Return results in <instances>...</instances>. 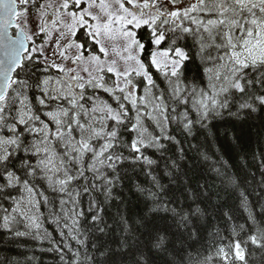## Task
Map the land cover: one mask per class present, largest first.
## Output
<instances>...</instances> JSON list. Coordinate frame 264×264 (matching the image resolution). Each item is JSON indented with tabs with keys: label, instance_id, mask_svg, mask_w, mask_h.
Segmentation results:
<instances>
[{
	"label": "snow or ice",
	"instance_id": "obj_1",
	"mask_svg": "<svg viewBox=\"0 0 264 264\" xmlns=\"http://www.w3.org/2000/svg\"><path fill=\"white\" fill-rule=\"evenodd\" d=\"M0 43V233L47 244L60 264H153L173 228L199 233L207 186L182 179L172 126L193 136L223 110L264 111V0H0ZM128 168L142 208L126 205L112 247L96 234L114 230L104 205ZM213 171L247 220L222 214L236 238L204 264H247V245L264 249V204L223 165ZM140 236L147 252L129 243Z\"/></svg>",
	"mask_w": 264,
	"mask_h": 264
},
{
	"label": "trees",
	"instance_id": "obj_2",
	"mask_svg": "<svg viewBox=\"0 0 264 264\" xmlns=\"http://www.w3.org/2000/svg\"><path fill=\"white\" fill-rule=\"evenodd\" d=\"M136 31L142 42L146 43L143 39L146 35L144 30ZM83 32L84 30H81L77 33L75 39L78 42H84ZM198 64L197 61L189 65L185 73L188 83L199 82L202 73ZM156 77L158 74L154 73V78ZM157 84L161 89L167 87L163 77L157 78ZM206 123L207 127H198L193 136H187L175 125L172 126V133L180 142L173 145V149L184 150V159L181 163L186 177L182 179L190 181L192 188H197L198 184L207 186V198L200 201L201 208L206 209L201 219L200 231L192 239H188L187 236L180 234L183 229L173 228L170 237L172 243L168 244L167 251L152 249L148 253L153 264H168L169 261H175V264H204L207 257H215L218 248L226 247L231 239L236 238L225 223L222 214L229 209L236 210L234 222L244 224L247 213L240 208L237 192L232 189L225 190L220 178L213 171L214 167L220 168L223 165L228 174L237 179L240 189L249 194V200L255 208L264 204V199L261 198L264 196V111L237 113L236 107H232L223 110L220 115ZM192 145L196 147L193 148ZM177 155H179L178 151ZM127 172L132 180H125L122 186L117 187L114 190L117 199L104 205V219L108 224L113 225L114 230L107 236L96 234L112 247H115V241L123 236L120 229L115 226V222L125 213L126 205L137 211L142 208L133 188L136 174L131 168H128ZM256 193H260L261 196H257ZM122 200L124 203H121ZM168 223H171L170 219ZM160 225L166 226L163 221H160ZM49 228L51 230L52 226ZM238 238L246 239V232L241 233ZM128 239L134 250L141 248L147 252L145 247L147 240L144 236H140L138 240ZM47 248V244L39 245L31 240L26 243L14 242L7 234L0 233V262L7 258L14 264H60L57 254L48 251ZM245 254L247 264H264V249L249 244L245 247ZM209 264H223V262L219 258H214Z\"/></svg>",
	"mask_w": 264,
	"mask_h": 264
},
{
	"label": "water",
	"instance_id": "obj_3",
	"mask_svg": "<svg viewBox=\"0 0 264 264\" xmlns=\"http://www.w3.org/2000/svg\"><path fill=\"white\" fill-rule=\"evenodd\" d=\"M9 34L14 35V29H9ZM4 58V48L2 46V43H0V59Z\"/></svg>",
	"mask_w": 264,
	"mask_h": 264
},
{
	"label": "rangeland",
	"instance_id": "obj_4",
	"mask_svg": "<svg viewBox=\"0 0 264 264\" xmlns=\"http://www.w3.org/2000/svg\"><path fill=\"white\" fill-rule=\"evenodd\" d=\"M112 43L115 44L118 47L121 42L119 40H117V41L112 42ZM114 55L115 54L110 51V58L113 57Z\"/></svg>",
	"mask_w": 264,
	"mask_h": 264
}]
</instances>
